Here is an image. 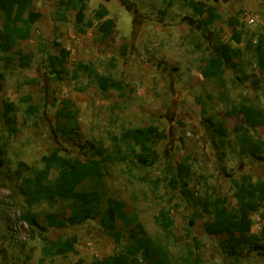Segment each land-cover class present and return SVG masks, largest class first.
Masks as SVG:
<instances>
[{
    "label": "rangeland",
    "instance_id": "obj_1",
    "mask_svg": "<svg viewBox=\"0 0 264 264\" xmlns=\"http://www.w3.org/2000/svg\"><path fill=\"white\" fill-rule=\"evenodd\" d=\"M61 1L34 0L27 14L34 26L31 39L8 54L0 50V161L4 162L0 166V264H100L112 255L124 261L125 242L118 244L107 237L98 221L66 229L50 227L48 219L58 218L69 203L55 200L28 206L20 192L18 171L22 178L31 176L43 168L44 157H55L59 149L83 159L101 146L112 153L113 136L148 125L164 133L157 146L158 163L150 168L129 162L112 164L106 185L110 197L124 201L129 214H138L155 243L152 251L159 253V263L264 264V255L256 253H245L238 261L229 259L222 239L205 231L209 217L167 182L189 158L194 173L190 186L196 196H211L235 211L233 180L246 175L264 180V162L245 154L235 133L239 126L252 139L264 141V127L252 129L231 113L243 98L264 109V75L248 50L264 32V0H88L89 19L100 4L110 15L87 34L77 31L76 13ZM210 7L222 20L204 31L198 21L211 16ZM0 17L1 34L5 17L1 7ZM248 17L254 24L248 23ZM230 21L238 23L236 29L244 34L240 45L231 42ZM217 37L244 52L239 70L227 67L224 90L201 73ZM63 49L71 53L70 70L77 64L93 65L121 81L124 91L103 92L83 72L78 81L55 80L47 53L60 54ZM19 52L29 56L27 67L21 64ZM243 73L261 82L238 81ZM27 95L40 108L34 117L26 115L27 105L19 103ZM66 99L74 103L78 114L75 134L68 140L57 133L56 117ZM5 102L18 105L16 134L5 124ZM218 124H223L224 131L215 130ZM163 209L171 212L174 221L168 232L157 222ZM29 215H36L37 224L29 222ZM258 216L261 220L256 223ZM251 218L252 232L259 234L264 209ZM60 236H76L77 253L44 257L45 246Z\"/></svg>",
    "mask_w": 264,
    "mask_h": 264
},
{
    "label": "trees",
    "instance_id": "obj_2",
    "mask_svg": "<svg viewBox=\"0 0 264 264\" xmlns=\"http://www.w3.org/2000/svg\"><path fill=\"white\" fill-rule=\"evenodd\" d=\"M65 1L62 0L61 4L68 5L69 10L76 13L75 27L81 34H87L110 15L109 9L100 4L93 17L89 19L88 0H72L69 3ZM33 4L34 0H0V7L5 16L0 34V50L3 53L8 54L20 43L31 39L34 26L28 20L27 14ZM207 12L211 16L198 21L204 31H209L216 21L222 20V16L212 7L208 8ZM230 25L234 29L231 42L242 44L244 34L236 29L238 23L230 21ZM248 50L253 54L257 68L264 75V32L259 35L256 44L248 46ZM70 55V51L66 49L60 54L47 53V63L55 80L78 81L83 72L90 84L98 86L103 92L111 88L118 92L124 91L121 81L111 75L100 73L93 65L77 64L74 65L73 71L70 70ZM243 56V51L217 37L214 49L202 68V76L207 81L219 83L224 90L227 67L239 70ZM19 60L24 67L28 66V55L19 52ZM250 79H253L255 85L261 82L245 73L238 81L248 82ZM19 103L27 105L26 115L30 117L36 116L40 111L30 95L21 98ZM74 107V103L66 99L62 101L61 108L56 114L57 133L65 140L75 134L78 114ZM17 110L16 103H4L3 118L12 134L18 133ZM231 113L237 118H243L252 129L264 127V109L248 98L234 104ZM214 128L216 131H224L223 124L215 125ZM235 133L244 153L264 162V141L252 139L239 126L235 128ZM163 138L164 133L157 126L148 125L127 129L120 136H113L112 153L101 146L92 156L83 159L64 155L59 149L55 157H44L43 168L34 171L31 176L22 178L23 173L18 171L22 179L20 192L30 207L55 200L69 203V207L63 208L58 218L48 219L50 227L66 229L98 221L107 237L114 239L118 244L125 242L127 256L124 261H119L118 257L112 255L100 264H160L159 253L152 251L155 243L147 234L138 214H129L124 201L109 196L106 176L109 167L115 163L129 162L138 168L154 166L160 157L157 146ZM3 165L4 162L0 161V166ZM193 179L194 173L189 165V158H186L178 165L172 179H167V182L173 191L182 190L183 194L196 204L201 214L209 217L205 223V231L210 237L222 239L221 245L226 256L232 261H238L245 253L264 255V227L259 234H253L254 221L251 218L264 209V180L255 181L250 175L234 179L233 187L238 209L232 211L225 202L217 203L211 196L198 198L190 186ZM27 219L30 223L37 224L36 215H29ZM157 222L166 232L174 225L171 212L166 209L160 212ZM120 225H123V230L120 229ZM77 243L76 236H60L45 246L43 255L46 258H53L76 254ZM78 264H83V261Z\"/></svg>",
    "mask_w": 264,
    "mask_h": 264
},
{
    "label": "built area",
    "instance_id": "obj_3",
    "mask_svg": "<svg viewBox=\"0 0 264 264\" xmlns=\"http://www.w3.org/2000/svg\"><path fill=\"white\" fill-rule=\"evenodd\" d=\"M247 20H248V23L251 24V25L254 24V22H255V20H254L253 18H251V17H248ZM260 220H261V219H260V217L258 216V217L255 218L254 221H255L256 223H259Z\"/></svg>",
    "mask_w": 264,
    "mask_h": 264
}]
</instances>
